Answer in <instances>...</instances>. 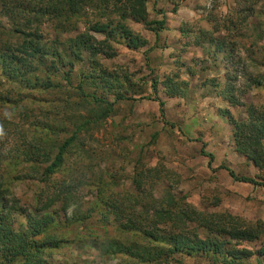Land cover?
Here are the masks:
<instances>
[{"label": "rangeland", "instance_id": "374dc122", "mask_svg": "<svg viewBox=\"0 0 264 264\" xmlns=\"http://www.w3.org/2000/svg\"><path fill=\"white\" fill-rule=\"evenodd\" d=\"M0 134L50 264H264V0H0Z\"/></svg>", "mask_w": 264, "mask_h": 264}, {"label": "trees", "instance_id": "16d2710c", "mask_svg": "<svg viewBox=\"0 0 264 264\" xmlns=\"http://www.w3.org/2000/svg\"><path fill=\"white\" fill-rule=\"evenodd\" d=\"M67 3L74 6L77 2V0H65ZM78 90L84 95L81 86L78 87ZM160 105V112L162 116L164 117V107L163 102L159 101ZM6 129V128H5ZM2 135V134H0ZM1 137V136H0ZM72 139L66 141L59 149V152L55 156L54 160L52 161L51 165L46 169L44 172V177L51 178V175L54 174L57 170H59L63 161V155L65 154L67 150L68 144L71 142ZM201 154L205 157L209 158V165H211L213 157L206 153L205 151V145L202 148ZM34 156L37 158H40V154L36 151L33 153ZM224 168V167H221ZM230 176L241 183L244 184H251L255 186H261L264 187L263 184L259 183L255 179L248 178V177H238L235 175L234 172L230 171L229 169H226ZM143 177L146 175L145 172H143V169L140 173ZM13 197L12 192L10 191L9 187L5 186V182L3 179H0V264H50L45 259V252L44 250L46 248H49V246H52L49 244V242H53L54 240L49 237L48 230L51 226V223L48 219H41V220H35L28 217V224L27 229L25 231L18 232L14 228L13 218H14V211L16 208V205L13 201H9L8 198ZM14 198V197H13ZM170 205H167L163 210L162 213H165L167 218L170 220L173 219V214L176 212L177 208L180 204L176 203L175 199L171 198V201L169 203ZM175 208H177L175 210ZM118 210V209H117ZM110 212H115L113 208L109 209ZM195 211V210H194ZM131 212V209L125 208L120 209L117 212V217H120L121 215ZM121 213V214H120ZM194 218L195 220L198 218V220H209L210 219V225L209 228H212L214 231L218 232H228L227 228L228 226L232 227V224L230 221L228 222L224 218H226L227 215H220V214H209V215H199L196 217L195 212ZM164 218V216L162 215ZM182 219V216H181ZM158 221V219H156ZM184 223H182L184 226L186 225L187 218L182 219ZM234 221V220H233ZM233 223V222H232ZM234 224V223H233ZM235 226V225H233ZM188 228L187 226H185ZM149 228V227H148ZM148 228L146 229V232L148 231ZM189 229V228H188ZM148 234L143 239H151L148 238ZM53 240V241H52ZM186 245H190L189 243L191 241L189 240H181ZM181 246V245H179ZM204 246V245H203ZM209 243L205 244V247H209ZM55 247V246H52ZM150 248H146L145 252H141L138 254L140 258L139 263H143L144 259H147L146 262L149 259H152L155 256H158L160 253L157 251H149Z\"/></svg>", "mask_w": 264, "mask_h": 264}]
</instances>
